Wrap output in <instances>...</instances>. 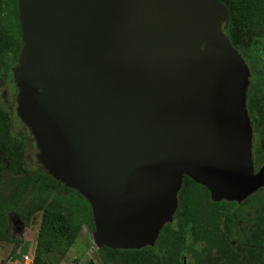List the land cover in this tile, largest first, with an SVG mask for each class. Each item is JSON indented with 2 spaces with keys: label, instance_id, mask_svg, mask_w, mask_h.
Here are the masks:
<instances>
[{
  "label": "water",
  "instance_id": "1",
  "mask_svg": "<svg viewBox=\"0 0 264 264\" xmlns=\"http://www.w3.org/2000/svg\"><path fill=\"white\" fill-rule=\"evenodd\" d=\"M218 4L225 8L221 21ZM20 115L101 246H154L186 176L215 201L264 187L250 69L219 0H18Z\"/></svg>",
  "mask_w": 264,
  "mask_h": 264
},
{
  "label": "trees",
  "instance_id": "2",
  "mask_svg": "<svg viewBox=\"0 0 264 264\" xmlns=\"http://www.w3.org/2000/svg\"><path fill=\"white\" fill-rule=\"evenodd\" d=\"M219 1L229 10L227 35L255 78L249 84L247 108L253 131L260 132L254 105L261 99L260 84L264 82L260 44L264 38V0ZM22 45L18 0H0V86L17 66ZM25 147V140L12 135L10 118L0 107V243H19L11 232L12 215L28 224L43 211L32 264H60L83 226L95 232L92 208L76 189L48 173H18L16 164L23 162ZM262 159L254 150L255 170L263 164ZM178 200L173 221L165 224L154 246H101L102 263L186 264L189 255L192 264H264V187L242 202L215 201L207 187L186 176ZM27 250L28 244L21 252ZM46 257L56 260L49 262Z\"/></svg>",
  "mask_w": 264,
  "mask_h": 264
},
{
  "label": "rangeland",
  "instance_id": "3",
  "mask_svg": "<svg viewBox=\"0 0 264 264\" xmlns=\"http://www.w3.org/2000/svg\"><path fill=\"white\" fill-rule=\"evenodd\" d=\"M228 26L223 22V30L227 34ZM261 62L264 64V38L261 39ZM255 80L250 72L249 81ZM4 83L0 86V107L7 113L11 122V133L18 140H25L26 147L22 155V163L16 164L18 173L32 174L36 171L49 173L46 164L42 160V149L38 144L34 131L24 122L20 115V86L14 68L10 70L6 77L3 78ZM262 133L252 137V153L253 144L258 143V148L264 158V126ZM254 155V153H253ZM11 160H8L10 162ZM23 164V165H22ZM258 172L259 170H255ZM43 211L35 214L31 222L25 224L17 215L11 216V232L19 240L18 244L11 242L0 243V264H32L35 256L37 238L40 230ZM28 244L26 253L21 252L22 247ZM100 247L96 235L85 225L76 242L69 247L66 257L60 264H87L93 261L95 264H103L100 257ZM15 257H13V251ZM24 254L31 255L30 261H25ZM49 262H54L55 257H46ZM186 264H192V257H185Z\"/></svg>",
  "mask_w": 264,
  "mask_h": 264
},
{
  "label": "flooded vegetation",
  "instance_id": "4",
  "mask_svg": "<svg viewBox=\"0 0 264 264\" xmlns=\"http://www.w3.org/2000/svg\"><path fill=\"white\" fill-rule=\"evenodd\" d=\"M260 85H261V88H262L261 99L259 100V102H258V100H256V103L254 105V108H255L254 110H255V113L257 115L256 123L259 125L260 132H256V130L253 131V133L255 135L261 134L262 131H263L262 130V126H264V82H261ZM257 145H258V143H257ZM257 145L253 144V153H254V150H255V154H258V152L261 154L262 151L259 150L261 148H258ZM262 160H263V164L257 169L259 171L264 168V158Z\"/></svg>",
  "mask_w": 264,
  "mask_h": 264
},
{
  "label": "bare ground",
  "instance_id": "5",
  "mask_svg": "<svg viewBox=\"0 0 264 264\" xmlns=\"http://www.w3.org/2000/svg\"><path fill=\"white\" fill-rule=\"evenodd\" d=\"M217 9H218L219 20L221 21L222 17L225 14V8L223 7L222 4H218Z\"/></svg>",
  "mask_w": 264,
  "mask_h": 264
},
{
  "label": "built area",
  "instance_id": "6",
  "mask_svg": "<svg viewBox=\"0 0 264 264\" xmlns=\"http://www.w3.org/2000/svg\"><path fill=\"white\" fill-rule=\"evenodd\" d=\"M30 257H31V255H29V254H24V259H25V261H30Z\"/></svg>",
  "mask_w": 264,
  "mask_h": 264
}]
</instances>
